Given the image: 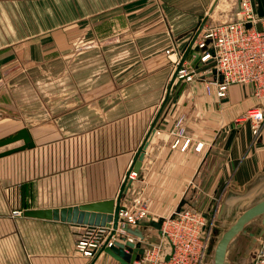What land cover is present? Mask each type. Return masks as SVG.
Returning a JSON list of instances; mask_svg holds the SVG:
<instances>
[{
    "label": "crops",
    "instance_id": "1",
    "mask_svg": "<svg viewBox=\"0 0 264 264\" xmlns=\"http://www.w3.org/2000/svg\"><path fill=\"white\" fill-rule=\"evenodd\" d=\"M216 1L0 0V82L6 83L0 104L8 113L0 138L28 127L36 142L0 158V264H121L105 252L93 258L77 252L83 225L25 211L117 197L164 102L176 59L202 18L211 12L209 24L238 10L235 0L218 19L220 4L210 11ZM252 1L264 16V0ZM96 45L134 48L132 56L102 57L132 60L135 68L68 70L85 49L95 57ZM202 76L174 83L122 208L146 204L155 221L179 210L210 217L218 208L219 216L223 205H238L241 191L264 187V124L256 136L252 120L242 118L249 107H264V99L250 84L218 97L206 87L211 77ZM64 80L71 82L63 86ZM16 209L23 215L13 216ZM160 239L149 225L141 246Z\"/></svg>",
    "mask_w": 264,
    "mask_h": 264
},
{
    "label": "built area",
    "instance_id": "2",
    "mask_svg": "<svg viewBox=\"0 0 264 264\" xmlns=\"http://www.w3.org/2000/svg\"><path fill=\"white\" fill-rule=\"evenodd\" d=\"M182 57L183 51L176 59L175 70ZM213 62L208 69L197 72ZM213 68L217 70L216 77L205 79L209 93L215 88L218 97H225L232 85L250 84L254 95L264 99V16L255 13L252 0H239L238 10L231 19L205 24L178 69L177 80L195 81L200 74L206 77ZM242 118L252 120L254 134L258 136L264 124V107L251 106ZM189 142L187 139L182 149H186ZM179 143L177 140L174 146ZM136 175L137 172H131L130 178ZM12 215L21 216L23 210H13ZM148 217L146 204L135 209L121 207L117 229L113 225H83L76 250L82 256L93 258L104 247L113 246L117 240L123 241L122 237L141 244L143 240L128 233L124 227H140V221ZM210 221V217L202 212H175L163 219L160 241L144 247V254L131 264H207L214 257L215 226ZM253 264H264V237Z\"/></svg>",
    "mask_w": 264,
    "mask_h": 264
},
{
    "label": "water",
    "instance_id": "3",
    "mask_svg": "<svg viewBox=\"0 0 264 264\" xmlns=\"http://www.w3.org/2000/svg\"><path fill=\"white\" fill-rule=\"evenodd\" d=\"M213 7L210 11L213 10ZM208 21V16L205 15L201 22L198 25L196 32L194 33L192 39L188 43V45L183 49V57L178 65L177 70H175L172 79L170 81L169 87L167 88V93L162 103L160 110L151 124L148 133L142 142L141 146L138 148L131 167L126 173L123 184L120 187L119 193L115 199L109 200H101L95 201L75 206L62 207V208H44V209H30L25 211V215L38 217V218H47V219H61L62 221H68L76 225H101V226H110L113 225L114 229H117L119 223V212L121 209V203L123 196L126 192L127 187L131 182L130 174L131 172H139L143 159L145 156V149L148 144V139L151 133L154 131L155 123L164 108L169 95L172 91V87L177 80L178 69L182 66V62L188 56L190 51L192 50L195 40L199 36L201 30L205 26ZM210 65H214V62L206 65L204 68H200L197 72L204 71L210 67ZM217 70L216 68L212 69V72L207 73V76H215L216 77ZM220 79L223 80V76H220ZM23 141V143L19 146H15L12 148H8L6 150L0 151V158L11 155L13 153L23 151L26 149H32L36 146V142L33 138V135L28 127H23L17 132L10 134L8 136L0 138V148L5 146H9L11 144ZM225 205L222 206L220 210V214L218 218L222 217L224 212ZM262 217V223L264 224V197L260 200L256 201L254 204L245 209L234 221L233 224L230 225L228 229H226L219 241L216 244L214 251V264H226L227 263V254L228 249L231 242L240 234L245 233L247 231L246 226L253 221L254 219ZM163 224V219L158 221L152 220L151 216L146 220L140 221V227H130L129 225H125L124 229L141 240L146 238V229L149 225H152L156 229H161ZM253 236L252 242H256L257 238L254 236V233L250 234ZM123 241H115L113 246L104 247L101 249L97 255L105 252L118 260L121 264H131L141 255L144 254L145 248L141 246L140 243H136L131 240H126L125 237H122ZM125 241V242H124ZM250 247H253L251 245ZM96 255V256H97Z\"/></svg>",
    "mask_w": 264,
    "mask_h": 264
},
{
    "label": "rangeland",
    "instance_id": "4",
    "mask_svg": "<svg viewBox=\"0 0 264 264\" xmlns=\"http://www.w3.org/2000/svg\"><path fill=\"white\" fill-rule=\"evenodd\" d=\"M234 2H236L235 0H217L215 2L214 7H217L218 4V12L215 15L216 18L220 19V15L219 13L221 12V10H224L225 8H227V6H231V4H233ZM213 7V9H214ZM210 13L206 14L208 16V19L210 17ZM222 18V17H221ZM185 23V22H180ZM182 26V25H181ZM97 49H100V51L96 52V56H88L89 54H87L85 49L83 51V56L81 57V59L79 61H76L75 63H71L68 70L72 71V70H95V71H101L104 69H118L121 65H126V67L128 69H133L135 68V63L132 60H129V62H127V64H119L118 62H112V63H104V59H103V55L104 53H110V54H114V55H120V54H127L132 56L133 52H130V49H134V48H122V47H116L115 48H111V50H109L110 48H106L105 51L103 49V46L100 45H96ZM139 50V49H138ZM73 51H75L73 49ZM81 51V52H82ZM146 51V50H145ZM181 52V51H180ZM140 53V50H139ZM179 57V56H178ZM94 58H96V60H94ZM177 58V57H176ZM147 63L142 64L143 69L147 68ZM138 68H140V66L138 65ZM71 81L68 80V82H66L65 80L63 81V86H65L66 84L70 83ZM5 80L0 82V96H1V90L3 89V87L5 86ZM66 88H69L68 86ZM53 104L52 109H53V113L50 115L49 119L55 118L56 117V113L55 112V106L56 104L54 102H50V105ZM55 104V105H54ZM5 117H8V113L5 110V108L0 104V122H2V120L5 119ZM52 117V118H51ZM8 127V126H7ZM20 142L11 144L9 146H5L3 148H0V151L6 150L8 148H12L15 146H19L21 145ZM35 150V149H33ZM264 179V178H261ZM264 197V187L261 188H257L255 190H249L247 192H242L241 194L237 196V200L236 203L238 204L237 206L225 209V212L222 214L221 218H218V208L215 209V212H213L210 215V223H213V225L215 226V236H214V250L213 253L215 251V247L217 242L219 241V239L221 238L223 232L228 229L230 227L231 224L234 223V221L237 219V217L245 210L247 209L249 206H251L252 204H254L256 201L260 200L261 198ZM221 210V209H220ZM213 220V222H212ZM247 231L245 233H240L230 244L229 249H228V254H227V263L226 264H253L261 246H262V241H263V237H264V224L262 223V217H258L256 219H254L253 221H251L247 226H246ZM254 233V236L257 238L256 242H252L253 236H251L250 234ZM251 245H253V247H250ZM207 264H214V257L210 259V261Z\"/></svg>",
    "mask_w": 264,
    "mask_h": 264
}]
</instances>
